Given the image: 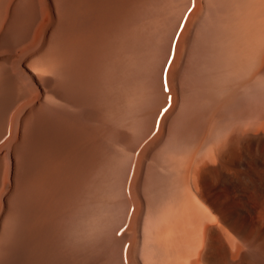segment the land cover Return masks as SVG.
I'll list each match as a JSON object with an SVG mask.
<instances>
[{
	"label": "rangeland",
	"instance_id": "1",
	"mask_svg": "<svg viewBox=\"0 0 264 264\" xmlns=\"http://www.w3.org/2000/svg\"><path fill=\"white\" fill-rule=\"evenodd\" d=\"M100 1L104 6L128 1L132 8H127L102 44L93 94L97 107H87L95 116L86 118L80 115L81 109L71 108L66 120L42 124L39 175L26 189L24 229L2 264H114L113 239L119 241L121 257L130 255L134 264H143L139 255L143 216L150 239L161 248L151 255L163 253L159 264H264L259 237L251 230L242 231V223L251 219L243 214L238 227L230 220L231 214L245 207L243 195L248 189H232L234 181L227 177L232 166L222 165L215 157L217 150L227 148L235 124L226 112L221 113L223 117L215 115L222 97H245L244 102L248 96L264 94V0ZM80 5L79 0H0V78L6 73L13 77L7 79L9 84L0 83V110L20 88L28 91L23 70L36 75L42 100L50 96L43 86L47 75L67 77L72 46L58 37L57 30ZM41 32L44 41L30 53ZM22 96L8 108V117L14 116ZM6 115L0 143L9 135L12 118ZM243 117L236 120V124L241 122L238 126L246 124ZM98 120L106 125L101 135L94 127ZM48 144L52 149L49 162L43 156ZM252 162L239 163L238 177L250 176L256 184L262 165ZM134 167L138 174L132 184L136 204L131 216L128 184ZM165 176L176 182L175 188L183 195L189 187L210 213L219 216L218 222L210 219L216 235H208L196 258L200 223L194 237L197 222L189 210L197 220L198 211L179 203L186 211L166 196ZM250 190L259 192L258 187ZM16 216L10 210L2 220L0 260L2 245L17 227ZM255 217L258 221L257 213Z\"/></svg>",
	"mask_w": 264,
	"mask_h": 264
},
{
	"label": "bare ground",
	"instance_id": "2",
	"mask_svg": "<svg viewBox=\"0 0 264 264\" xmlns=\"http://www.w3.org/2000/svg\"><path fill=\"white\" fill-rule=\"evenodd\" d=\"M112 1L114 2V0H112ZM79 2L81 4L79 11L72 18H70L69 20L64 22L62 25H59L58 26L59 28L57 30L58 37L62 38L70 46H72V48L69 52H71L70 55H73L74 59L72 58V61H71L70 65L68 66L69 69L67 68L68 69L67 77H65L64 79H59L58 78L59 76L47 75L45 77V79H43V86L45 87L46 91L48 93H50L49 94L50 96L46 97L45 99L42 100L43 94H42V90H41V85H40L38 79L36 78V75L34 74V72L33 73L30 72L28 69L23 70V75L25 76V79L27 80V83H28L27 87H29L28 91L26 92V89L22 90L20 88L21 91L18 93V95H16V93L11 95L10 101H7V103H5V108L0 110V111L3 110L1 113L2 117L0 118V131H1L2 128H4L3 125L5 124V121H7V119L5 120V115L7 113L8 108L10 109V106L13 105V103L15 101H17V99H19L22 95L23 96L25 95L24 97L22 96L24 98L23 101L21 100L22 102L19 101L20 103L17 104L18 106L16 108L19 109L20 104H22L20 107L21 108L23 107L21 109V111L18 113V115H15V114H17L18 109H15V107H14V110H16L15 111L16 113L14 114V110H13L14 116L13 115L9 116L12 118L11 121L9 122L10 123L9 124V135H5L4 136L5 139H3L1 141L2 143H0V229L2 227V225H1L2 220L8 211L13 210L17 213V216H18V217L16 216L18 218V223H16L17 227L15 229L14 235L12 237L9 236V238H11V239L6 237L9 240H6L4 242V244L2 245V250H3L2 253L4 254V257H3V260L2 259L0 260V264H2L4 262L5 257L9 254L13 244L18 240L19 235L22 233V230L24 229L23 225H24V221H25L24 219H25V207H26L25 206L26 189L29 188V186L32 187V184L35 182V179H36V174L39 175V172L36 173V169H37V163H38L37 160L39 159L38 147H39L41 140H42V137H43L42 124L43 123H54V122H59L60 120H66L68 118V116L71 114V112H70L71 108L81 109L80 115L82 114L83 117L89 118V117H92V115L95 116V114H92L87 109V107H89L90 105L97 107V103L93 99V94H95V90H96L95 87L97 86V84L95 85V83L97 82L96 78H97V75L100 73V72L98 73L99 66H98L97 61H98V59H100L102 57L101 56L99 58V56L101 54L100 52H101V50H103L102 44L110 36V34L113 32L114 28L117 27V25L115 26V24L120 22L119 19H121L123 14L124 15L126 14L125 11L128 10L127 8L129 7L128 1H119V2H116L115 4H111L110 6H108L107 4L104 6L102 4L103 2L101 3L100 0H79ZM131 3H130V5H131ZM137 3H138V1H137ZM41 40H42V42L44 41V39H42V32H41V35H40L39 39L37 40L36 44H34L33 48L29 51L30 53L34 52V50L41 43ZM250 54H251V52H250ZM251 59H253V58H251ZM251 61H253V60H251ZM37 70H38V68H37ZM5 72H7V71H5ZM8 78L10 79L11 77L7 73L5 76H1L0 83H3V81H6L5 83H7ZM12 79H13V77L11 78L10 81H12ZM14 81H15V79H14ZM7 84H9V82ZM10 86H12V85H10ZM5 88H7V87H5ZM166 91H168V90H166ZM164 96L165 95H163V98H165ZM215 96H213V97L217 98ZM221 96L222 95H220L218 97H221ZM210 97L213 98L212 96H210ZM243 99H245V97L242 98V97H238L236 95L235 96L222 97L223 101L220 102V104H221L220 109L221 110L217 109L215 115H216V117H219L222 114L225 115V112H226L227 114L230 115L232 121H234L235 124L233 125V127H231L233 129L231 130L230 141L227 145V148L222 149L220 151L217 150L216 152L214 150V152L216 155L215 156L216 159L222 161V165H224V166L226 165V167H228V165L232 166L231 167L232 168L231 174H230V172H229V174H227V177H228V175H230L232 177V180L234 181V183H232V189H234L235 187L248 189V191H246L243 195L245 207L243 209L240 208L241 209L240 212L235 211L238 213H234L233 215L231 214L230 220L232 223L236 224L238 227L237 223L242 221L241 216L243 214H245V216L247 218L246 220H249V218L251 219V221H245V223L243 222L242 225L241 224L240 225L243 228L242 231L247 232V231L251 230L252 233L255 235V237L256 236L259 237L260 248L258 249V251H260L259 255L262 258L263 263H264V94L263 95L248 96L246 100H248V99L249 100L248 101L244 100V102H243ZM162 101H160L161 102L160 104H162ZM220 101H221V99H220ZM165 102H164V104H165ZM222 103L224 105H222ZM160 106H163V104ZM222 106H223V109H222ZM11 112H9V113H11ZM162 112H164V110ZM154 113H156V112H154ZM162 114H164V113H162ZM162 114L161 115L159 114L160 118L158 117L159 118L158 120H160L162 118L161 117ZM7 115H6V118L8 117ZM224 115H222L221 117H223ZM152 116L154 117V118L152 117V119L154 120L156 117L154 114ZM242 116H244L243 118L246 117L247 120L244 119V120H246V124L245 125L242 124L243 126H240V125L238 126V124H240L241 122L238 123V121H237V124H236V120L238 119V117H242ZM104 122L105 121H103V120H98L96 125L94 126L97 130V131L96 130L95 131L97 133H99V135H101V134H103V132H105L106 125ZM158 122H160V121H158ZM149 123L152 124L151 121ZM157 124H159V123H157ZM232 124H233V122H232ZM5 125H7V124H5ZM148 126H150V125H148ZM4 130H5V128L3 129V131ZM54 130H56V129H54ZM46 131H49V130H46ZM106 131H107V129H106ZM6 132L8 133V131H6ZM96 132H95V134L97 135ZM0 133L3 135L2 131ZM118 134L121 135V133H118ZM146 143H148V142L146 141L144 143V145ZM100 146H99V149H100L99 152H101V147H102V146L101 147ZM145 147H146V145H145ZM52 148H53V146H52ZM51 150L52 149H51L50 145L48 144V147L46 146L47 153L45 152V154L43 155L46 158V161H48L47 159L50 160L49 155L51 153ZM141 150H142V147H141ZM103 151L104 150H102V152ZM102 158H105V157H102ZM245 160L246 161L252 160L255 163L254 165L256 167H259L260 165H262V169H260L261 166H260V168H258V170H261V172H260L261 174L263 172L262 176H258L260 178V181L257 180L258 174L256 175V177L254 176L255 178H257L255 181H258L259 183L256 182V184H253L251 182L250 176L247 178L238 177V174L241 172L239 169L240 168L239 166L244 165L242 162H246ZM40 161L41 160H39V162ZM101 161H102V159H101ZM71 163H73V162H71ZM239 163H242V165H239ZM42 165H43V162H42ZM40 166H41V164H40ZM52 166L54 169V164ZM71 166H73V165H71ZM49 169H50V167H49ZM55 169H56V167H55ZM135 169H136L135 167L132 169L129 184H128V199L130 202V210L132 208H135L134 205L136 204V202H135L136 198L134 200L135 204L133 203L134 198H132V196H133L132 193L135 196V193L133 192V191H135V188H134L135 184H134V186L132 185L133 183H136L134 181V175H135V178H137L136 176L138 174V173L137 174L135 173V171H136ZM204 169L205 170L202 172L206 171V168H204ZM19 170L21 172L20 176H19V173H20ZM38 170H39V168H38ZM57 170H58V168H57ZM208 171L212 172L213 168H210V170H208ZM226 172L228 173V170ZM44 173H46V172H44ZM244 175H245V173H244ZM173 177L174 176L172 175L171 176L172 180L174 179ZM199 178H200V175H199ZM47 179H49V177ZM90 179H92V178H90ZM38 180H37V182H38ZM249 180H250V182H249ZM167 182H165V183H167ZM170 186H171V188L167 187V190L169 189V192L174 191V190H172V188L174 186H172V185H170ZM200 187H201V185H200ZM256 187H258L259 192H257V193L252 192L251 193L250 189L256 188ZM132 188H134L133 191H132ZM221 188L219 189V191L221 190ZM169 192H167V193H169ZM189 193L193 197V199H192L193 201L190 200L189 198H185V199H189L188 200L189 203L191 202L190 205H187L186 204L187 201L185 200L184 202L187 206L192 207L193 205H196V207H198L197 204H199V205H202L205 207L204 203L202 202V200L199 197H197V195H195L191 190ZM214 193H216V192H214ZM27 194H28V191H27ZM46 194H48V192ZM51 194H54V193L52 192ZM170 194H172V193H170ZM175 194H176V190H175ZM173 195H174V193H173ZM173 195H172V197H173ZM44 196H43V199H45ZM178 197H179V195H178ZM46 198L48 199V197H46ZM176 198H177V195H176L175 199ZM176 200H179V199L177 198ZM182 200H184V199H182ZM255 200L258 201L257 202L258 204L254 203ZM75 202H77V201H75ZM78 205H80V204H78ZM202 206H199V208H201ZM218 207H219V205H218ZM205 208H204V211H206ZM26 209H27V207H26ZM206 209H207V212L209 213V215L207 216L205 214L206 217H204V219H205L204 221L211 219L214 222H218L219 216L217 214L210 213L208 208H206ZM132 212L134 213V210L130 211V215L133 214ZM256 213L258 214V217H259L258 221L255 219ZM130 215H129V217H130ZM196 215H198V213H196ZM41 217H42V215H41ZM32 225H35V224H32ZM119 227H120V225H119ZM62 228H63V226H62ZM35 233H37V232H35ZM51 233H53V232H51ZM38 235H39V233H38ZM32 240H33V238H32ZM109 240H112V239H109ZM3 241H4V239H3ZM68 242H69V240H68ZM110 242L111 241H109V243ZM109 243H107V245ZM112 243H113L112 246H114V248L112 247L113 249L111 248V250L109 248V250L112 251L111 253H112V258H114V264H115V262L118 263V261H120V264H122L121 261H123V264L124 263L129 264L128 262H130V261L132 262L130 264H134V262H133L134 259L132 260V257H130V255H124V257H121L122 254L120 253L119 241L117 239H113ZM124 243H125V241H124ZM132 244H134V243H132ZM17 246H19V245H17ZM70 246H72V245H70ZM78 246L80 247V245H78ZM104 247H105V245H104ZM104 247H102L101 249H103ZM75 248H77V247H75ZM78 250H80V249H78ZM95 250L99 251L100 249L95 248ZM100 251H102V250H100ZM254 252H255V250L253 251V253ZM86 253H88V252H86ZM90 253H91V251H89V255H90ZM93 254H94V251H93ZM82 255H83V253H82ZM90 257H92V256H90ZM118 257L120 260L118 259ZM128 257H130L131 260ZM117 259H118V261H117ZM108 260H109L108 262H113L112 260L109 259V257H108ZM206 263H207V261H206Z\"/></svg>",
	"mask_w": 264,
	"mask_h": 264
},
{
	"label": "crops",
	"instance_id": "3",
	"mask_svg": "<svg viewBox=\"0 0 264 264\" xmlns=\"http://www.w3.org/2000/svg\"><path fill=\"white\" fill-rule=\"evenodd\" d=\"M166 179V180H165ZM164 181L165 182H167V183H165L164 182V188H165V193H166V196L170 199V200H172L173 202H175L176 204H178V205H181V206H183L184 207V209L187 211V209L185 208V205L187 204V205H190V203H189V199L190 200H192V198H191V196H189L190 194H189V191H190V189H189V187L186 189V190H184L185 192H184V195L183 194H181L180 193V191H179V189L177 190V188H175V185L177 186V184H176V182L175 181H172V180H168V177L167 176H165V178H164ZM180 182V181H179ZM186 182L187 183H189L188 181H187V179H186ZM175 184V185H174ZM170 185H172V186H174V188H172V190H174V191H170L169 192V189L167 190V187L169 188H171V186ZM175 190H176V194H175ZM167 192H169V193H167ZM170 193H172V194H170ZM173 193H174V195H173ZM172 195H173V197H172ZM176 195H177V198L179 199V200H176L175 199V197H176ZM178 195H179V197H178ZM187 196V197H186ZM182 197V198H181ZM173 198V199H172ZM185 198H189V199H185ZM182 199H184V200H182ZM182 200V201H181ZM187 201V203L185 204V202L184 201ZM193 201V200H192ZM204 202V201H203ZM179 203H183V204H185V205H182V204H179ZM205 203V202H204ZM194 204V203H193ZM192 204V205H193ZM186 205V206H187ZM198 205V207H196V205H193L192 207H190V206H188V207H190V208H195V209H197V211H198V215H199V220H197L196 219V217H195V213L192 211V210H189L190 212H191V214L193 215L194 214V221L195 222H197V225H196V230H195V234H194V237L196 236V231H197V227H198V225H199V223H200V227H199V238H200V240H199V244H198V248H197V251H196V255H195V257H194V255H193V258H196L200 253H201V251H202V248H203V246H204V244L206 243V242H208V235H210L211 233H215V235H216V233H217V231H214L213 230V228L211 227V220H207V221H204L205 219H204V217H206V215L208 216L209 215V213L207 212V209L204 207V206H202V205H199V204H197ZM199 206H202L201 208H199ZM148 203H147V199H146V196H145V213L147 212V210H148ZM203 208V209H202ZM204 208H205V210L206 211H204ZM201 210V211H200ZM204 212H203V211ZM144 213V214H145ZM203 213V214H202ZM206 214V215H205ZM201 215V216H200ZM145 216H146V214H145ZM201 217V218H200ZM147 224H146V220H145V218H144V216H143V224H142V226H141V239H140V253H139V255L141 256V258H142V260H143V264H145V262H146V264H159V261H160V259L162 258V256H163V253H157L156 254V252H161V250H159V249H161L160 248V246H159V244H158V242H156L154 239H150V237H149V231H148V229H147V226H146ZM194 241H195V238H194ZM156 251V252H154V256H152L151 255V253H152V251ZM192 252L194 253V242H193V244H192ZM153 254V253H152ZM138 255V256H139ZM145 261V262H144ZM140 262H141V259H140ZM141 264H142V262H141Z\"/></svg>",
	"mask_w": 264,
	"mask_h": 264
}]
</instances>
